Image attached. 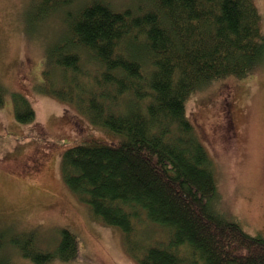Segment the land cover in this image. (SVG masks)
<instances>
[{"label":"trees","instance_id":"trees-1","mask_svg":"<svg viewBox=\"0 0 264 264\" xmlns=\"http://www.w3.org/2000/svg\"><path fill=\"white\" fill-rule=\"evenodd\" d=\"M132 7L83 4L68 14V36L44 58L41 93L73 105L104 133L64 149L65 186L121 232L138 264H264V237L245 232L219 204L212 161L185 109L203 86L248 78L264 65L255 0H140ZM15 95L16 121L32 122L33 108ZM137 222L161 228L165 241L142 248ZM5 233L0 250L8 241L36 264L78 258V238L67 228L45 251L31 232ZM0 264L13 263L2 255Z\"/></svg>","mask_w":264,"mask_h":264},{"label":"rangeland","instance_id":"rangeland-1","mask_svg":"<svg viewBox=\"0 0 264 264\" xmlns=\"http://www.w3.org/2000/svg\"><path fill=\"white\" fill-rule=\"evenodd\" d=\"M72 1L55 9L42 6L41 0H0V233L10 238L31 232L45 251L54 248L61 228L71 230L78 238V258L46 264H138L121 232L95 219L62 180L64 149L86 138H102L103 131L73 105L39 89L44 58L68 36V14L91 0ZM102 1L122 11L135 10L132 5L140 0ZM255 4L264 31V0ZM82 67L93 70L84 63ZM15 94L33 108L32 122L16 121ZM185 109L212 161L219 204L245 232L264 237V65L248 78L228 77L203 86L190 95ZM33 160L36 165L31 166ZM136 225L142 248L165 241L161 228ZM2 255L13 264H36L8 241Z\"/></svg>","mask_w":264,"mask_h":264},{"label":"flooded vegetation","instance_id":"flooded-vegetation-1","mask_svg":"<svg viewBox=\"0 0 264 264\" xmlns=\"http://www.w3.org/2000/svg\"><path fill=\"white\" fill-rule=\"evenodd\" d=\"M34 165H36V160L34 161H32V164H31V166H34Z\"/></svg>","mask_w":264,"mask_h":264}]
</instances>
